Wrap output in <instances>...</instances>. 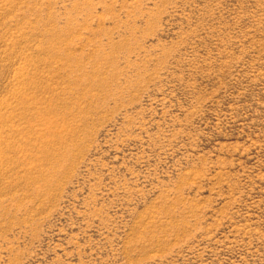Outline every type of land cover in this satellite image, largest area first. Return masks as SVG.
I'll list each match as a JSON object with an SVG mask.
<instances>
[{"label": "rangeland", "instance_id": "1", "mask_svg": "<svg viewBox=\"0 0 264 264\" xmlns=\"http://www.w3.org/2000/svg\"><path fill=\"white\" fill-rule=\"evenodd\" d=\"M0 264H264V0H0Z\"/></svg>", "mask_w": 264, "mask_h": 264}]
</instances>
